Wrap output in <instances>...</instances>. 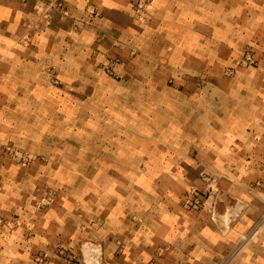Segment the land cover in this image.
I'll return each instance as SVG.
<instances>
[{"label":"crops","instance_id":"crops-1","mask_svg":"<svg viewBox=\"0 0 264 264\" xmlns=\"http://www.w3.org/2000/svg\"><path fill=\"white\" fill-rule=\"evenodd\" d=\"M220 6L214 0H0V220L19 216L23 198L56 181L66 197L46 208V224L76 217L72 233L92 232L109 264H264V223L253 230L264 210V68L231 70L227 85L237 92L236 115L224 116L221 130L208 131L211 162L183 164L175 155L178 134L159 123L142 125L139 138L110 143L109 159L98 161L109 171H100L91 186L74 181L68 164H56L66 171L53 179L35 170L23 174L3 158L10 147L35 153L31 106L38 103L108 105L110 112L135 100L148 106L149 89L139 99L134 90L143 82L211 80L234 65L242 41L256 39L259 23L244 17V6L231 15ZM164 117L140 119H170ZM127 153H140L141 161ZM117 155L118 164L111 159ZM207 169L204 179L200 171ZM194 186L209 189L202 208L182 203L181 191ZM88 209L92 231L82 223ZM3 228L0 239L7 231L15 240L20 224L12 234ZM19 261L0 258V264Z\"/></svg>","mask_w":264,"mask_h":264},{"label":"rangeland","instance_id":"rangeland-1","mask_svg":"<svg viewBox=\"0 0 264 264\" xmlns=\"http://www.w3.org/2000/svg\"><path fill=\"white\" fill-rule=\"evenodd\" d=\"M214 1L221 5L224 13L230 15L237 6H244L246 11L244 17L246 16L247 20L255 18L259 23L260 30L254 34L256 39L253 40V35L251 37L248 35L249 40L242 41L241 51L235 55L234 65H226V68L214 74L211 80L199 76L197 80L192 78L181 80L176 85L168 81L163 84L143 82L141 84V87L144 86L143 89L138 87L134 90L139 99L142 95L141 90L145 95L149 89V98L153 96L151 99L153 103L148 106L135 103V100L130 105L128 102L118 105L116 110L110 112L108 105L38 103L31 106L36 112V142L31 146L35 153L29 154L23 149L6 148V153L3 154L4 161L20 165L24 169L23 174L35 170L38 177L46 175L47 178L52 176L53 179L58 177V171L61 170L54 166L68 164L72 168L67 170L71 172L74 181L91 186L94 176H99L100 171L101 174L109 171L107 168H98V161L103 158L109 159L107 156L110 143L117 144L126 140L129 142L132 138H139L142 125L149 124L150 129H155L159 123L162 129H174L178 134L176 139L180 143L181 151L175 155L183 164L194 160L211 162L212 153L206 147L210 142L208 131L221 130L226 123L222 120L224 116H228L229 113L236 115L237 92L235 89L231 91L227 85L229 78L233 77L231 70L235 65L264 68V56L257 54L258 50H264V0ZM259 37L261 42L257 40ZM125 94L127 95L126 92ZM157 98L161 100L154 103L156 101L154 99ZM115 112L117 116H114ZM141 116H169L170 119L156 121L149 118L148 121H142ZM131 134L134 136L131 137ZM165 139L168 140L167 137ZM127 155L133 161H141L140 153ZM111 159L117 160V164L122 160L118 155L117 158L112 156ZM152 170L156 172V169H150ZM188 170V167H184L181 172L187 174ZM114 171L120 173L124 170L117 168ZM210 173V169L200 171L204 179H209ZM48 187L43 191L38 190L37 195L23 198L19 216L15 213L10 219L0 220L3 229H9L10 234L12 226L20 224L18 232L13 235L15 240L11 239L7 231L3 232L0 239L2 241L0 258L19 259L16 264H109L105 260L107 251L100 241L93 238L92 232L86 231L84 237L72 233L76 227L74 223L76 217L72 221L69 220L66 225L56 223L50 227L46 224L43 217L46 208L50 204L57 208L62 196L66 197V194L62 195L61 192L65 188L56 181ZM183 193L182 203L187 208L206 206V199L210 195L209 189L205 186H194L185 192L181 191L182 195ZM87 194L86 200L90 203L92 196ZM91 212L92 209L86 210L85 221L82 223L85 229L92 231ZM31 219L33 221H30ZM66 230L69 232L68 240H65ZM13 244L16 247H13Z\"/></svg>","mask_w":264,"mask_h":264},{"label":"built area","instance_id":"built-area-1","mask_svg":"<svg viewBox=\"0 0 264 264\" xmlns=\"http://www.w3.org/2000/svg\"><path fill=\"white\" fill-rule=\"evenodd\" d=\"M264 201V199H263ZM264 223V210L261 212L256 224L253 227V230H257L260 225ZM246 237V236H245Z\"/></svg>","mask_w":264,"mask_h":264}]
</instances>
